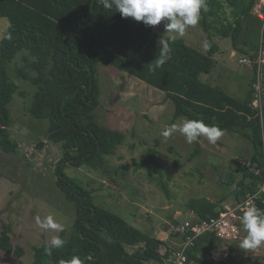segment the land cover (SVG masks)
Returning <instances> with one entry per match:
<instances>
[{"label":"trees","instance_id":"1","mask_svg":"<svg viewBox=\"0 0 264 264\" xmlns=\"http://www.w3.org/2000/svg\"><path fill=\"white\" fill-rule=\"evenodd\" d=\"M224 1L233 8V23L224 15ZM258 2L206 0L207 11L201 10V24L210 35L207 53H203L177 38L165 41L168 52L165 51L154 26L123 18L114 8L106 10L99 0H0V20L9 22L0 41V149L14 154L19 148L11 137L10 105L16 94L24 95L20 79L36 88L29 114L34 119L47 121L48 138L62 143L64 156L56 167L55 185L76 215L69 239H65L66 230L60 236L66 244L53 249L50 256L44 253L45 243L34 246L31 264H60L61 260H70L74 255L84 264H166L171 259L172 249L162 253L166 246L164 240L96 205L91 192L65 172L68 166H87L117 183L108 171V157L115 155L123 145L125 134L100 125L96 119L102 63L163 92L174 104V120L181 117L203 120L218 126L223 133L238 134L250 141L252 157L245 163H238L241 178L224 171L220 183L229 188L234 186L229 194L238 203L258 190L264 175V104L262 110L250 106L256 93L258 65L254 63L250 67L239 61L252 70L250 90L245 98L230 95L213 80L212 74L218 65L215 56L220 48L211 33L215 31L223 38H231L234 48L254 62L264 24L254 14ZM9 34L10 39L7 38ZM19 54H24V64L16 67L18 78L15 80L10 70ZM161 56L165 63L155 67L156 59ZM262 74L264 98V69ZM202 75L211 77L203 81ZM158 153L156 148H150L136 167H152L161 176L158 186L170 199ZM198 154L200 147L190 158ZM257 168L259 174L255 172ZM226 199L222 197L218 202L208 198L192 199L188 208L196 215L193 219L210 220L219 215L218 207H223ZM256 207L264 210L261 202ZM10 233L11 227H2L0 250L23 256L24 250L13 245ZM222 243L223 240L212 232L199 237L188 251L189 261L193 264H233V255H229L228 261L215 257ZM134 247L138 248L130 252L129 248ZM248 262L246 259L241 263Z\"/></svg>","mask_w":264,"mask_h":264},{"label":"rangeland","instance_id":"2","mask_svg":"<svg viewBox=\"0 0 264 264\" xmlns=\"http://www.w3.org/2000/svg\"><path fill=\"white\" fill-rule=\"evenodd\" d=\"M223 11L233 23V8L226 1ZM202 19L201 16L196 26H189L182 37L174 33L166 34L164 21L154 26V32L159 35V41L163 37L164 41L168 38L183 39L190 47L207 53L210 33L202 27ZM8 27V20L1 19L0 41ZM211 33L220 48L215 56L218 65L212 74L215 84L226 88L229 83L227 77H231L233 84L241 85L237 88V96L245 98L250 90L248 83L253 77L252 70L240 64L243 55L234 48L231 38H223L215 31ZM23 56L19 54L12 64L10 73L15 80L18 78L16 67L24 64ZM99 69L101 95L95 110L96 119L100 125L125 134L123 145L115 155L108 157V171L117 183L101 171L87 166H68L65 170L69 178L91 192L96 205L111 210L141 231L157 237L166 235L169 242V239L174 241L178 238H174L176 223L196 218L188 208L192 199L208 198L218 202L220 198L227 197L223 206L235 202L229 194L234 186H223L220 176L229 171L241 178L238 163H245L252 157L250 141L231 132L224 133L215 144L209 143L206 137L189 144L179 132L165 138L161 135L163 130L187 119L181 117L174 120L173 102L163 92L112 66L102 63ZM210 77L202 75L201 79L207 81ZM18 81L24 95L16 94L10 105V132L19 148L14 154L0 149V232L3 226L11 227L12 243L21 247L24 255L17 257L0 250V264H31L34 246H41L53 236L62 235V231L40 229L35 222L37 215L41 218L56 216L57 222L66 230L65 239H69L76 217L73 206L55 185L56 167L64 156L62 143H54L48 138L47 121L34 119L29 114L36 88L20 79ZM225 91L232 96L237 92L230 88ZM197 147H200V154L190 158ZM150 148L159 152L157 157L163 166V178L168 183L170 199L158 186L157 180L161 176L152 167H136ZM177 211H181L182 215L178 216ZM168 214L173 218H169ZM246 235L245 230L238 241H223L215 257L228 261L229 255H233V264H242L246 259H249L247 264H264V245L247 251L239 248ZM177 246L175 244L173 248ZM137 248H129V251Z\"/></svg>","mask_w":264,"mask_h":264},{"label":"clouds","instance_id":"3","mask_svg":"<svg viewBox=\"0 0 264 264\" xmlns=\"http://www.w3.org/2000/svg\"><path fill=\"white\" fill-rule=\"evenodd\" d=\"M99 3L106 10L111 11L114 8L123 18H133L146 26H157L164 21L166 34L174 33L181 37L189 26L198 24L201 10L207 11L206 0H99ZM7 38H11L10 34ZM163 38L160 44L166 51L168 45ZM164 63L165 60L161 56L156 59L155 67H161ZM175 132L182 134L189 144L198 142L200 137H206L209 143L215 144L224 134L218 126L206 124L203 120L184 119L182 123H174L163 130L161 135L168 138ZM35 222L42 230L63 231V226L57 222L54 215L44 218L37 215ZM242 225L247 235L240 241V249L255 250L264 245V210L255 205L248 206L242 215ZM65 244L63 238L53 236L50 241L45 242L44 253L50 256L53 249L62 248ZM60 264H84V261L74 255L70 260H61Z\"/></svg>","mask_w":264,"mask_h":264},{"label":"built area","instance_id":"4","mask_svg":"<svg viewBox=\"0 0 264 264\" xmlns=\"http://www.w3.org/2000/svg\"><path fill=\"white\" fill-rule=\"evenodd\" d=\"M254 14L264 21V0H259ZM260 41V47L254 62L249 57H243L240 60L242 64H246L250 67H252L254 63L258 65V82L255 85L256 93L254 99L250 103L253 109L258 110L263 109L264 102L263 89L261 86V81L263 79L262 71L264 69V24ZM255 172L259 174L260 170L257 168ZM258 193L259 195H257ZM258 202L264 204V175L262 183L254 194H248L246 200L243 202L224 204L217 217L204 221L188 219L176 224L173 228L175 234L178 235L179 243L177 248L174 249L170 261L166 262V264H193V262L189 261L188 251L196 244V240L199 237L207 233H215L216 236L224 242L238 241L243 231H245L242 225L243 212L248 206H256Z\"/></svg>","mask_w":264,"mask_h":264},{"label":"crops","instance_id":"5","mask_svg":"<svg viewBox=\"0 0 264 264\" xmlns=\"http://www.w3.org/2000/svg\"><path fill=\"white\" fill-rule=\"evenodd\" d=\"M243 77H244V76H243ZM227 78H228L229 83L226 85V88L224 87V89L228 90V88H230V90H231V89H235V90L237 91V88H238L239 86H241V85H239V84H237V83H234V84H233V83H232V78H231V77H227ZM250 79H251V78H250ZM213 80H214V79H213ZM248 84H249V83H248ZM237 93H238V91L234 93V97H238V96H237ZM240 98H242V97H240ZM176 214H177L178 216H180V215H182V212H181V211H177ZM160 238L166 242V246H164V248H163V250H162V253H165V251H166L168 248H170V249H172V250L176 249V248H173V246H174L175 244H178V243H179V239H178V238H177V239H174V241H172V240L169 239V242H168V237H167L166 235H164L163 237H160ZM175 241H176V242H175Z\"/></svg>","mask_w":264,"mask_h":264},{"label":"water","instance_id":"6","mask_svg":"<svg viewBox=\"0 0 264 264\" xmlns=\"http://www.w3.org/2000/svg\"><path fill=\"white\" fill-rule=\"evenodd\" d=\"M221 210V207H218V211H220ZM173 211V210H172ZM172 214V213H171Z\"/></svg>","mask_w":264,"mask_h":264}]
</instances>
